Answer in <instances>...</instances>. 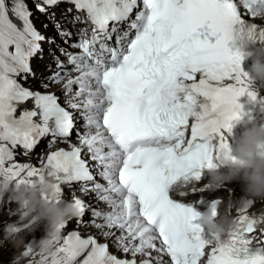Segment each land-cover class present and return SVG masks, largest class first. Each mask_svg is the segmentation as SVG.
<instances>
[{
    "label": "snow or ice",
    "instance_id": "snow-or-ice-1",
    "mask_svg": "<svg viewBox=\"0 0 264 264\" xmlns=\"http://www.w3.org/2000/svg\"><path fill=\"white\" fill-rule=\"evenodd\" d=\"M60 2L41 0L36 8L46 13ZM66 2L73 6L68 13L75 9L69 23L83 25L70 45L79 51L59 49L71 69L51 53L64 75L54 72L40 87L67 77V107L55 93L25 86L37 79L31 60L43 58L46 37L34 26L26 0H0V178L16 188L54 178L58 207L66 203L62 185L80 182L82 192H94L110 209L93 208L88 223L126 258L94 235L71 231L51 264H264V247L254 246V241L264 245V238L254 235L259 231L264 237L259 227L264 213L249 215L252 201L237 209V225L224 243L208 247L212 233L198 223L199 208L172 195L178 182L199 185L203 170L231 153L234 122L252 117L239 102L247 95L251 104L257 95L241 67L240 42L264 46V25L250 22L256 19L252 5L240 0ZM253 3L264 5V0ZM55 28L68 43L73 33L58 21ZM47 42L55 44L53 38ZM75 112L84 121L83 132L76 128ZM74 132L78 144L71 143ZM46 137L49 147L58 141L69 147L50 151L42 167L15 160L18 148L27 156ZM90 161L106 185L96 182ZM205 191L203 185L191 188L193 195ZM218 201L201 197L198 203L207 209ZM72 203L79 210L77 224L85 223L79 219L85 202L73 195ZM35 254L31 245L24 252Z\"/></svg>",
    "mask_w": 264,
    "mask_h": 264
},
{
    "label": "clouds",
    "instance_id": "clouds-1",
    "mask_svg": "<svg viewBox=\"0 0 264 264\" xmlns=\"http://www.w3.org/2000/svg\"><path fill=\"white\" fill-rule=\"evenodd\" d=\"M240 3L252 5L256 18L264 19V5L257 6L253 0H240ZM239 50L245 59L251 61V83L257 95L251 102L252 117L237 141L236 159H232L231 151L208 170L206 180L202 178L203 186L208 191L226 190L232 183H239L241 186V195L236 200L226 204L219 200L203 211L198 209L201 212L197 218L198 223L212 233L208 247L223 244L229 231L236 227L237 217L230 214L232 208L244 207L248 201H264V95L258 90L264 89V46L245 39L240 42ZM56 184L54 178H46L35 186L16 188L15 182L0 178V215L6 213L9 198L16 213V219L5 222L0 229L3 233L0 247L7 243L13 248H21L24 244L22 233H34L41 228L44 230L39 243V260L27 261L21 251L13 256L10 264H49V257H53L63 239L60 225L67 218L79 214L72 202H66L63 207L57 206ZM191 185V181L187 184L181 181L174 186L173 191L180 195L186 193ZM45 194L47 199L44 198Z\"/></svg>",
    "mask_w": 264,
    "mask_h": 264
},
{
    "label": "rangeland",
    "instance_id": "rangeland-1",
    "mask_svg": "<svg viewBox=\"0 0 264 264\" xmlns=\"http://www.w3.org/2000/svg\"><path fill=\"white\" fill-rule=\"evenodd\" d=\"M2 216H3V215H0V220L2 219ZM2 251H4V249H1V248H0V252H2ZM0 264H7V262L2 261Z\"/></svg>",
    "mask_w": 264,
    "mask_h": 264
}]
</instances>
